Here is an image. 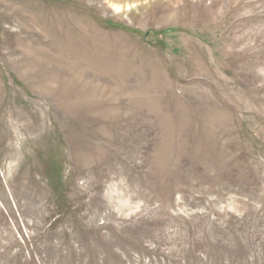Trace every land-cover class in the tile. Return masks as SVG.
Segmentation results:
<instances>
[{
	"label": "rangeland",
	"instance_id": "rangeland-1",
	"mask_svg": "<svg viewBox=\"0 0 264 264\" xmlns=\"http://www.w3.org/2000/svg\"><path fill=\"white\" fill-rule=\"evenodd\" d=\"M0 264H264V0H0Z\"/></svg>",
	"mask_w": 264,
	"mask_h": 264
}]
</instances>
